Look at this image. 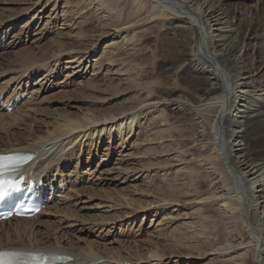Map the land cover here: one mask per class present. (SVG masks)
<instances>
[{"label":"rangeland","instance_id":"1","mask_svg":"<svg viewBox=\"0 0 264 264\" xmlns=\"http://www.w3.org/2000/svg\"><path fill=\"white\" fill-rule=\"evenodd\" d=\"M112 1L123 8L120 22L113 20L107 8L98 10L97 1L90 6L88 0H0V136H8L9 144H15L12 133L30 144L36 138L42 140L66 116L116 114L138 106L144 92L138 87L141 79L124 81L126 76L118 72L123 65L114 57L120 53L128 62L141 63L137 47L130 45L138 43L132 38L133 27L147 35L142 58L147 75L165 74L167 88L201 85L185 66L181 70V65L173 66L175 47L184 42L185 30L179 31L175 25L158 26L161 19H151V12L146 11L149 1L145 8L136 7L132 0ZM223 1L243 34L251 19L256 25L264 23V1L258 9L252 0ZM247 43L243 52L254 59L257 77L264 76L260 54L254 43ZM149 113L125 140L117 131L112 137L96 136L94 142L86 141L71 161L52 169L49 182L60 196L55 197L47 187V196L52 198L47 207L52 209L34 226L35 236L60 239L68 247L90 245L104 255L121 254L142 264H211L214 256L206 255V245L188 247L193 239L187 237L186 224L198 218L190 215L191 207L169 204L162 208L154 203L172 197V191L150 171L151 166L164 165L165 157L158 152L151 160L145 154L148 146L159 144L150 140L155 137L157 123L152 119L144 123ZM186 139L192 147L194 139ZM255 146L264 157V142ZM167 154L174 157L172 151ZM204 189L207 192L193 196L198 202L192 211L198 213L200 199L208 195V187ZM209 222L212 229L213 222ZM147 251L166 260L158 263L161 257L147 255Z\"/></svg>","mask_w":264,"mask_h":264},{"label":"bare ground","instance_id":"2","mask_svg":"<svg viewBox=\"0 0 264 264\" xmlns=\"http://www.w3.org/2000/svg\"><path fill=\"white\" fill-rule=\"evenodd\" d=\"M88 1L90 6L97 1L98 10L107 8L113 20H122L123 8L112 0ZM148 1L146 11L151 12V19H161L158 26L175 25V29L185 30L184 42L175 47L173 66L181 65L178 70L185 66L204 84L192 89L181 84L167 88L165 74L158 71L147 75V64L142 62L148 46L147 35L133 27L132 38L138 43L130 45L137 47L141 63L128 62L120 53L114 57L123 65L118 72L126 76L124 81L141 79L138 87L144 92L138 106L116 114L66 116L54 124L53 131L42 136V140L36 138L33 144L13 133L10 136L15 144L8 143V136H0V153L19 151L34 155L24 172L38 183L44 178L52 190L54 183L49 182L52 169L71 161L86 141L92 143L96 136L97 139L112 137L116 131L125 140L150 111L144 123L151 119L157 123L155 137L150 140H158L159 144L148 146L145 154L151 160H155L153 154L158 152L165 157L164 165L151 166L150 171L154 177L168 183L173 197L154 203L162 208L169 204L191 207L190 215L198 218L186 224L189 226L185 230L187 237L193 239L188 247L196 249V246L206 245V255L214 256L211 264H264V157L255 146L257 142H264V76L257 77L254 59L250 53L243 52L250 41L264 62V23L256 25L251 19V26L243 34L223 0H132V3L145 8ZM263 1L251 2L256 3L258 9ZM188 136L194 139L192 147L187 143ZM171 151L174 157L167 154ZM176 160H179L178 165ZM175 165L177 168L173 167ZM177 182L185 183L181 187ZM205 187L209 189L208 195L200 199L198 213L192 211L198 202V197L193 196L207 192ZM52 193L57 198L60 196L53 190ZM50 209L52 207L43 208L34 218L2 220L0 252L45 253L59 258L53 264H142L121 254L104 255L90 245L68 247L60 239L35 236L34 226L42 222L41 215H47ZM26 235H30L28 241H24ZM148 254L160 256L158 263L166 260L165 256L152 251H147Z\"/></svg>","mask_w":264,"mask_h":264},{"label":"snow or ice","instance_id":"3","mask_svg":"<svg viewBox=\"0 0 264 264\" xmlns=\"http://www.w3.org/2000/svg\"><path fill=\"white\" fill-rule=\"evenodd\" d=\"M30 159V156L25 155H0V200H3L10 190H19L20 187L15 179L9 178L8 170H16ZM9 255H16V253L0 252V264H11L9 260L4 259Z\"/></svg>","mask_w":264,"mask_h":264}]
</instances>
